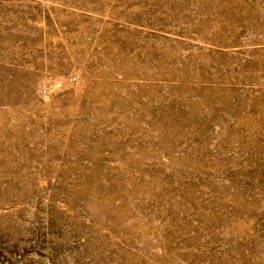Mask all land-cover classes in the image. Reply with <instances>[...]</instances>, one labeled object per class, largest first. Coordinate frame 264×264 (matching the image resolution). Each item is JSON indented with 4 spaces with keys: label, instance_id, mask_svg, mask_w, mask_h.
I'll use <instances>...</instances> for the list:
<instances>
[{
    "label": "rangeland",
    "instance_id": "obj_1",
    "mask_svg": "<svg viewBox=\"0 0 264 264\" xmlns=\"http://www.w3.org/2000/svg\"><path fill=\"white\" fill-rule=\"evenodd\" d=\"M0 264H264V0H0Z\"/></svg>",
    "mask_w": 264,
    "mask_h": 264
}]
</instances>
